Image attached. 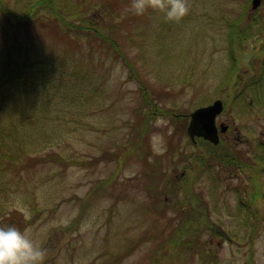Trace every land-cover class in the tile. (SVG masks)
I'll use <instances>...</instances> for the list:
<instances>
[{
	"label": "rangeland",
	"instance_id": "rangeland-1",
	"mask_svg": "<svg viewBox=\"0 0 264 264\" xmlns=\"http://www.w3.org/2000/svg\"><path fill=\"white\" fill-rule=\"evenodd\" d=\"M96 1L70 0V3L82 2V8L94 14ZM116 2L114 14L107 16L105 32L123 46L150 99L158 107L172 108L175 112L174 118L156 115L149 123L151 156L145 160L152 163L156 157L164 167L170 158L172 179L179 176L178 179L190 180L189 189L198 203L192 202L190 206L191 214L187 218L191 222L185 227L184 237L191 242L193 233L186 234V229L196 230L194 243L200 242L210 252V261L208 257L204 262L193 259L189 252L183 256L178 253L180 257H172L170 264H246L250 254L249 263L264 264V189L256 203L260 217L251 242L248 234L255 225L254 217L239 208V198L247 202L253 191L258 192L261 185L264 188V146L255 145L264 143V93L260 95L261 102H250L248 97H237L235 92L234 100L228 103L226 87L221 84L231 65L225 21L242 11L246 0H188L190 10L178 22H169L163 13L151 9L143 16H136L130 11L131 0ZM27 3L29 0L0 2V74L18 72L20 63H39L40 56L45 58L44 62L47 52L49 57L55 53L74 56L83 49L86 52L92 49V63L98 73L96 77L75 73L66 91L54 95L53 87L47 96L43 89L48 70L66 68L67 60L58 64L56 60L48 61L49 65L42 63L43 67L36 64L40 71L38 90L44 96H34L26 102L30 112L37 108L40 119L27 128L35 145L31 152L20 157V163L0 169V209L5 214L21 211L26 218L38 212L35 223L25 230L36 245L46 250L43 264H106L108 257L116 252L121 259L117 264H152L151 253L161 240L143 242L129 253L123 249L129 240L144 234L151 236L154 229H175L176 220L170 217L175 215L172 200L176 195L163 193L157 199L154 192H145L142 184L151 180V176L142 179L147 163L125 153L135 135L134 124L141 113L147 112L139 84L127 65L114 58L101 40L89 41L80 34L77 46L51 36L36 35L33 44L28 45L27 38L32 34H27L25 27L3 31L5 19L13 17L4 18L1 5L20 10L27 8ZM256 9L248 8L249 17L264 18V1ZM243 44L247 56L254 48L264 45V34L248 38ZM235 55L238 61L245 58L238 52ZM17 78L13 84L5 85L12 84L14 97L7 99L14 103L12 112L20 108V74ZM79 92L87 93V101L77 98ZM218 98L226 101L227 106L216 121L226 125L228 121L229 131L220 134L218 146L201 138L188 143L186 132L181 131L184 122L180 116ZM47 114L50 115L46 119L43 116ZM186 126L187 123L184 130ZM49 152L60 153L67 159L85 160L89 165L29 164V156L39 157ZM109 152L117 155L105 159L111 155ZM226 156H231L237 165L223 164ZM3 159L0 156V165ZM255 163L253 171L250 166ZM153 169L151 164L148 173ZM158 182L157 190L162 191L159 188L162 182ZM182 192L180 187L179 198L183 197ZM83 201L87 203L86 214L79 215L81 221L72 230H65L81 211ZM213 229L224 236L213 235ZM173 251L167 245L163 254ZM121 254L125 255L121 257ZM154 259L158 261L159 257Z\"/></svg>",
	"mask_w": 264,
	"mask_h": 264
},
{
	"label": "trees",
	"instance_id": "trees-1",
	"mask_svg": "<svg viewBox=\"0 0 264 264\" xmlns=\"http://www.w3.org/2000/svg\"><path fill=\"white\" fill-rule=\"evenodd\" d=\"M251 1L252 0H246L244 9L232 19H226L225 21L228 28L226 35V37H228L227 50L231 65L227 69L221 84L226 87L225 92L227 96L225 99L228 101V103L230 101L232 102L234 100V96L236 95L237 97H248L250 102L253 100H256V102H261L262 97H260V95L264 93V45L262 47L254 48L247 56L244 54L246 51L243 42L248 38H252L254 36H257L258 38L259 34H264V18L261 16L249 17L248 15V8H251ZM248 2L250 3L248 4V7H246ZM84 4L91 6V4L87 2H84ZM95 5V8H93L94 14L87 13L82 8V2L70 3V0H29V3H27V8L22 7L20 10H10L1 5L3 17L6 18L7 16L9 18V15H12L13 17L12 20L5 19L6 22L2 26V30L5 31L6 28L12 27L15 31H18L19 27H25L27 34H32L31 37L27 38L28 45L33 44L36 35L41 37L51 36L54 40L57 39L60 42L66 41L68 45L76 44L77 46L80 44V42H78V40H81V37L80 39L78 38L80 34L81 36L88 38L89 41H103L109 52L113 54V57L122 60L123 63L127 65L130 75H132L139 84V90L141 91L142 98L147 107V112L141 113V116L138 118L136 124H134L135 135L132 142H130V148H128L125 153L127 156H136L142 161H144L146 158L148 160V158L151 156V150L148 143V132L150 130L149 123L156 115H168L174 118V109H164V107H158L156 102L150 99L147 87L143 86L140 77L138 74H136L137 72L132 68V62L129 60V58H127L126 51L123 49V46L113 35H110L107 31L105 32L104 28L108 22L107 16L109 14L113 15V8L116 9L118 7L116 0H97ZM259 40H261V38ZM234 52L242 54L245 58L238 61L236 55L234 56ZM87 54L89 55V59ZM92 56V49H89L87 52L83 49V52L79 51V53L75 54L74 56H66L64 54L55 53V55H51L49 57V52H47V59L44 62H42V59L45 58L40 56L39 58L41 60L39 63L36 61L20 63V70L18 72L4 71V73H2L3 75L0 74V116H3L0 121V156L1 158H4L2 164L0 165V169L6 170L7 167L13 166V163H20V157H22L24 154H28V151L31 152L33 146L35 145L34 140H32L33 138L30 137L27 131V128L31 127L37 122V120L40 119L36 112L37 108H34L31 112L29 111L26 106V102H28L27 100L34 99V96L42 97L44 96L45 92H48L47 96H49V89L53 87L55 89L54 95L59 91H66L68 89L67 87L73 83L72 79L75 73L81 75L84 74L85 76L92 75L96 77L98 72L92 63ZM64 59L67 60V67H53L52 69H49L48 74L46 75V81H44V94H40L37 85L40 82V71L38 70L37 65L39 67H43L42 63H46L47 66L49 65L48 61L52 63L55 60V62L58 64ZM72 62H74L73 65ZM99 64H101V62ZM242 70L245 71L241 73ZM6 72L7 74H5ZM19 74L22 81L20 85V108H15L14 112H12L14 103L7 102V99L11 100L14 97V92L12 89H10V86L18 80L17 77ZM243 75L245 78H243ZM82 81H84V79H82ZM8 82H12V84L9 87H6L5 85ZM186 82H188V79ZM91 83L92 82H90V84ZM57 86L61 87L58 88ZM235 92H237L236 95L234 94ZM23 96L25 97V100ZM77 98L80 101L83 99H86L87 101L88 95L87 93L85 94L79 92ZM226 101H223V110H225V107L227 106ZM259 105L260 104H258V106ZM49 115L50 114H47L43 117L47 119ZM187 116L188 115L180 116L184 122V125L181 127L182 132H186L184 130V126L188 120ZM22 128L25 129L23 132ZM187 142L190 143V139L187 140ZM255 145L262 147L264 146V143H256ZM109 153L111 155L106 156L105 159L111 158L113 155H117L114 152ZM101 158L102 156L98 157V159ZM27 159L30 165H36L39 162H55L56 164L64 167L89 165L85 160L67 159L62 154L54 152H49L39 157L29 156ZM152 161V163H150V161L148 163L145 160L147 166L144 170V178L142 179L151 176V180L150 182L142 184L143 190L145 192H154L157 199H160L163 193L169 194L172 192L176 195L172 200V209L175 215L170 217L172 220H176L174 224L175 229L174 227H172V229L169 231H166L163 228L154 229V233L151 232V236H146L144 234L142 236H138L137 239L129 240L123 250L126 251V253H129L130 251L134 250L136 246H139L143 242L145 243L149 240H151V242L161 240L160 244L156 246V249L151 253L152 256L150 262L152 264H170L173 261L172 257H180L178 253L183 256L185 253L187 255L189 252L193 254L191 257L193 259L199 258L202 262H204V258L208 257V261H210V252L207 251L205 245L202 246L200 242L194 243L193 241L196 240L194 236H197L198 234L196 230L188 231L190 228L186 229V234L193 233L191 242H188V240H186L184 237L185 227L191 222L187 218L188 214H191L190 206L192 202L198 203L195 193H192V191L189 189V186L191 185L190 180L185 178L178 179L179 176L175 177V179H172L171 175L174 176L172 171L173 167L172 165L168 166L170 158L167 160V162H164V167L158 158L154 157ZM151 164H153L154 169L148 173ZM223 164L237 165L231 156H226L225 162ZM256 164L257 163L251 164L250 166L253 171L256 170L254 166ZM158 180L159 182H162V185H159V188L162 191L157 190L158 186L156 185V182ZM106 182L107 181L104 183ZM180 187H183L182 198L178 197ZM263 189L264 188L261 185L258 192L256 191V193H254L253 191L247 202L244 199L239 198V208L244 209L247 213L254 217L255 225H252L251 232L248 234L250 242L253 241L254 231L258 228L257 222L260 216L258 214L259 207L256 203L257 200L261 198ZM86 204V201H83L81 211H79L78 215L71 221L69 225L64 227L65 230H72L75 227L76 222L78 224L81 221L79 219V215L86 214ZM37 215L38 212L31 218H26L21 211L13 210L6 212L5 214V211L0 209V228L15 226L21 232H23L28 226L35 223ZM244 222L247 224L246 221ZM207 227L210 229L209 224ZM212 232L213 235L224 236L215 229H213ZM189 237L190 236L187 238ZM167 245L169 249H174L175 251L163 254V251ZM124 255L125 254H121V257ZM165 256H168V258H165ZM118 257L119 254L117 252L113 253L105 262L106 264H117L118 261H121V259ZM155 257H159V260L155 261ZM191 258L188 260V262H191ZM251 258L252 254H250L246 264H251L249 263Z\"/></svg>",
	"mask_w": 264,
	"mask_h": 264
},
{
	"label": "clouds",
	"instance_id": "clouds-1",
	"mask_svg": "<svg viewBox=\"0 0 264 264\" xmlns=\"http://www.w3.org/2000/svg\"><path fill=\"white\" fill-rule=\"evenodd\" d=\"M149 9L163 13L169 22H178L190 7L188 0H131L134 15L143 16ZM45 256L46 250L33 242L27 230L0 228V264H43Z\"/></svg>",
	"mask_w": 264,
	"mask_h": 264
},
{
	"label": "water",
	"instance_id": "water-1",
	"mask_svg": "<svg viewBox=\"0 0 264 264\" xmlns=\"http://www.w3.org/2000/svg\"><path fill=\"white\" fill-rule=\"evenodd\" d=\"M261 4V0H252L251 9H256ZM224 103L221 99H215L212 103L194 109L188 114L186 134L191 141L201 138L213 145L219 143V133L227 130L224 123L216 124V118L222 113Z\"/></svg>",
	"mask_w": 264,
	"mask_h": 264
},
{
	"label": "flooded vegetation",
	"instance_id": "flooded-vegetation-1",
	"mask_svg": "<svg viewBox=\"0 0 264 264\" xmlns=\"http://www.w3.org/2000/svg\"><path fill=\"white\" fill-rule=\"evenodd\" d=\"M222 113H223V112H222ZM222 113H221V114H222ZM221 114H220V115H221ZM225 122L227 123V126H228V128H227V129H228L227 132H228L229 129H230V124H229L228 121H225ZM217 124L219 125L220 123L217 122ZM220 134H221V133H220ZM237 139H240V140H241V137H240L239 135H237Z\"/></svg>",
	"mask_w": 264,
	"mask_h": 264
}]
</instances>
